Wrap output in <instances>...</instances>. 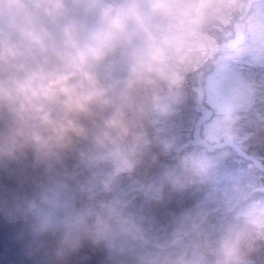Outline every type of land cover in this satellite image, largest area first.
I'll list each match as a JSON object with an SVG mask.
<instances>
[{"label": "rangeland", "instance_id": "1", "mask_svg": "<svg viewBox=\"0 0 264 264\" xmlns=\"http://www.w3.org/2000/svg\"><path fill=\"white\" fill-rule=\"evenodd\" d=\"M33 1L0 0V60L15 54L38 57L67 45L69 54L77 53L80 64H87L83 57L88 52L120 45L140 65L180 82L176 62L204 47L200 24L231 35L224 30L228 0H62L102 8L95 21L78 29L66 18L46 20L21 9ZM128 5L136 6L137 22L125 30L132 19L125 11ZM249 8L235 25L230 50L217 58L200 93L201 140L208 151L201 149L191 162L196 181L206 189L204 197L189 211L158 223L142 214L143 204L158 193L157 182H137L126 174L130 165L117 160L118 154H104L89 161L87 179L66 177L43 188L38 203L23 210L36 223L31 234L47 228L80 232L104 240L109 254L126 253L140 263L169 255L167 249L179 243L170 264H252L238 243L252 235L264 239V166L242 158L241 148L253 130L264 127V0H251ZM24 89L30 96L40 94L37 84ZM191 110L184 97L156 98L152 124L167 152L199 144L192 136ZM84 191L109 196L101 207L77 212L73 197Z\"/></svg>", "mask_w": 264, "mask_h": 264}, {"label": "trees", "instance_id": "2", "mask_svg": "<svg viewBox=\"0 0 264 264\" xmlns=\"http://www.w3.org/2000/svg\"><path fill=\"white\" fill-rule=\"evenodd\" d=\"M228 1L224 30L231 35L200 24L204 47L176 62L180 82L140 65L120 45L88 52L83 57L87 64H80L77 53L69 54L67 45L38 57L15 54L0 60V264H170L173 254L180 252L179 243L167 249L169 255L140 263L126 253L109 254L104 240L80 232L47 228L31 234L36 223L23 210L38 203L43 188L54 181L87 179L89 161L110 153L130 165L126 174L132 179L157 182L158 193L143 204L142 214L158 223L189 211L204 197L206 189L196 181L191 162L208 148L201 140L200 93L217 58L230 50L235 25L251 12V0ZM21 9L38 12L46 20L66 18L75 29L102 12L99 6L62 0H35ZM36 84L39 95L25 93L24 87ZM161 96L189 101L192 136L198 137V145L167 152L157 142L151 115ZM244 144L242 158L264 166V127L253 130ZM108 196L106 191L77 193L75 210L99 208ZM238 248L245 261L264 264L263 238L249 236Z\"/></svg>", "mask_w": 264, "mask_h": 264}, {"label": "clouds", "instance_id": "3", "mask_svg": "<svg viewBox=\"0 0 264 264\" xmlns=\"http://www.w3.org/2000/svg\"><path fill=\"white\" fill-rule=\"evenodd\" d=\"M155 7V6H154ZM127 15L129 17H132V19L130 21H127L125 24H124V29L127 30L128 26H129V23H136V16H137V12H136V6L135 5H128L126 6V9H125ZM148 48L151 49L152 48V44L149 43L148 45Z\"/></svg>", "mask_w": 264, "mask_h": 264}]
</instances>
